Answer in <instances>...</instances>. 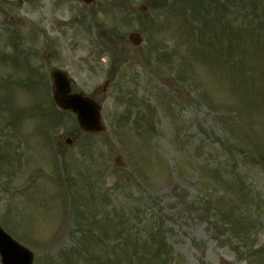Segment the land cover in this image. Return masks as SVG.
Returning <instances> with one entry per match:
<instances>
[{"label": "rangeland", "instance_id": "374dc122", "mask_svg": "<svg viewBox=\"0 0 264 264\" xmlns=\"http://www.w3.org/2000/svg\"><path fill=\"white\" fill-rule=\"evenodd\" d=\"M50 1L0 0L1 226L34 264H264V0ZM41 67L105 132L52 105Z\"/></svg>", "mask_w": 264, "mask_h": 264}, {"label": "water", "instance_id": "95a60500", "mask_svg": "<svg viewBox=\"0 0 264 264\" xmlns=\"http://www.w3.org/2000/svg\"><path fill=\"white\" fill-rule=\"evenodd\" d=\"M90 1V0H85ZM134 44H139V35H131ZM55 100L63 109H68L77 114L81 127L88 132H100L104 128L100 122V107L81 94H70L71 88L66 75L54 72ZM0 249L3 255V264H32V253L14 242L0 228Z\"/></svg>", "mask_w": 264, "mask_h": 264}]
</instances>
